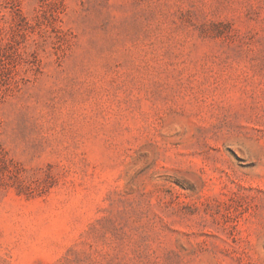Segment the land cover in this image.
<instances>
[{
  "label": "rangeland",
  "instance_id": "obj_1",
  "mask_svg": "<svg viewBox=\"0 0 264 264\" xmlns=\"http://www.w3.org/2000/svg\"><path fill=\"white\" fill-rule=\"evenodd\" d=\"M0 264H264V0H0Z\"/></svg>",
  "mask_w": 264,
  "mask_h": 264
}]
</instances>
